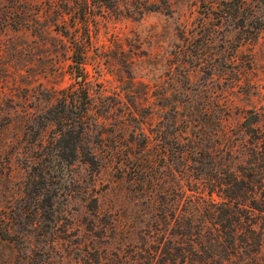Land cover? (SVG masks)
Returning a JSON list of instances; mask_svg holds the SVG:
<instances>
[{"label": "trees", "instance_id": "trees-1", "mask_svg": "<svg viewBox=\"0 0 264 264\" xmlns=\"http://www.w3.org/2000/svg\"><path fill=\"white\" fill-rule=\"evenodd\" d=\"M120 1L62 0L56 24L72 51L74 72L83 80L94 45L95 18L102 8ZM0 24L29 26L24 17L7 14H0ZM182 56L186 58V51ZM183 60L180 74L189 86L160 92L153 101L147 97L146 113L136 92L123 96L116 91L96 99L87 86L64 89L59 103L39 112L14 109L21 114L20 129L37 121L39 135L49 126L51 131L46 142L36 139L43 153L17 151L29 172L21 184L10 187L7 205L0 204V239L24 251L30 261L34 244L43 242L51 248L61 238L59 222L67 212L63 201L85 193L98 207V198L76 178L72 167L81 160L99 172L107 159L99 148L112 142L106 135L112 131L113 143L125 142L130 150L120 168L132 169V201L138 203L141 197L145 205L142 226L138 231L132 225L127 229L129 245L146 251L147 264H154L158 256L157 238L164 245L172 243L171 250L163 248L162 264H264V103L246 108L225 100L216 110L210 90L192 87L195 71ZM213 70L214 64L208 63V79ZM169 74L176 79L175 71L170 69ZM119 108L121 119L110 129L108 120ZM155 114L159 121L152 136L144 124ZM232 118L236 123L227 124ZM8 119L0 128V139L12 122ZM6 148L0 145V155ZM159 160L169 170L170 189L163 186V173L157 176ZM11 179L1 171V185ZM137 186L139 193H134ZM167 199L168 209L163 206ZM139 238L145 241L143 247L137 246Z\"/></svg>", "mask_w": 264, "mask_h": 264}, {"label": "rangeland", "instance_id": "rangeland-1", "mask_svg": "<svg viewBox=\"0 0 264 264\" xmlns=\"http://www.w3.org/2000/svg\"><path fill=\"white\" fill-rule=\"evenodd\" d=\"M62 6V0H0V14L18 15L29 23L0 24V128L12 119L0 139V145L7 146L0 155V174L3 171L12 178L1 181L0 204L7 205L10 187L21 184L29 172L18 149L24 151L22 155L35 150L43 153L36 139L46 142L51 131L49 126L39 135L37 121L20 129L18 111L45 110L59 103L64 89L87 86L96 99L116 91L123 96L136 92L146 113L147 97L153 101L160 92L174 93L189 86L180 74L185 59L195 71L192 87L210 90L216 110L225 100L246 108L264 103V0H121L112 8L104 7L93 24L94 45L84 80L74 72L72 51L67 50L56 24ZM208 63L214 64L209 79ZM170 69L176 79L171 78ZM122 113L119 108L112 114L110 129L117 128ZM148 119L144 128L153 136L159 115ZM235 123L232 118L227 124ZM106 135L112 142L99 148L107 157L99 172L81 160L72 167L99 206L85 193L63 201L67 212L59 222L61 238L51 248L43 242L34 244L30 261L24 251L0 239V264L148 263L143 248L129 245L128 226L138 231L145 220L143 198L135 203L129 194L132 169L120 168L130 150L125 142L113 143L115 132ZM112 154L116 157L109 158ZM158 163L157 176L162 172L163 186L170 189L169 170ZM138 188L134 193H139ZM169 203L167 199L163 206L168 209ZM154 244L158 255L154 264H162L163 248L171 250L172 243L164 245L157 238ZM144 245L139 238L137 246Z\"/></svg>", "mask_w": 264, "mask_h": 264}]
</instances>
